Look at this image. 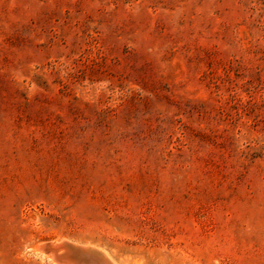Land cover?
Returning <instances> with one entry per match:
<instances>
[{"label":"rangeland","instance_id":"374dc122","mask_svg":"<svg viewBox=\"0 0 264 264\" xmlns=\"http://www.w3.org/2000/svg\"><path fill=\"white\" fill-rule=\"evenodd\" d=\"M62 240L264 264V0H0V264Z\"/></svg>","mask_w":264,"mask_h":264},{"label":"water","instance_id":"95a60500","mask_svg":"<svg viewBox=\"0 0 264 264\" xmlns=\"http://www.w3.org/2000/svg\"><path fill=\"white\" fill-rule=\"evenodd\" d=\"M48 244H42L40 250L46 255L52 254L51 260L56 264H110L95 248L61 241L52 249Z\"/></svg>","mask_w":264,"mask_h":264},{"label":"bare ground","instance_id":"6f19581e","mask_svg":"<svg viewBox=\"0 0 264 264\" xmlns=\"http://www.w3.org/2000/svg\"><path fill=\"white\" fill-rule=\"evenodd\" d=\"M62 241H65V240H62ZM60 242H61V241H60ZM66 242H67V240H66ZM58 243H59L58 241H57V242H53V243H49V244H48V247L53 249V248H55V247H57V246L59 245ZM39 247H40V246H37L35 251L39 250ZM83 247H89V246H83ZM91 248H94V247L91 246ZM95 249H96V248H95ZM96 250L100 251V253L103 255V257L106 258L110 264H116V263L113 262V260H111V259L108 257V255H107L105 252H103L102 250H99V249H96ZM51 252H53V251H51ZM51 255H52V254H51ZM49 256H50V255H49ZM51 257H52V256H51Z\"/></svg>","mask_w":264,"mask_h":264}]
</instances>
